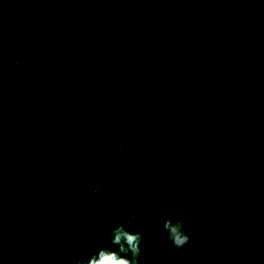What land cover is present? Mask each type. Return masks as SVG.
Returning <instances> with one entry per match:
<instances>
[{"label":"trees","instance_id":"16d2710c","mask_svg":"<svg viewBox=\"0 0 264 264\" xmlns=\"http://www.w3.org/2000/svg\"><path fill=\"white\" fill-rule=\"evenodd\" d=\"M120 224L139 264H264V0H0V264Z\"/></svg>","mask_w":264,"mask_h":264},{"label":"clouds","instance_id":"9594fccd","mask_svg":"<svg viewBox=\"0 0 264 264\" xmlns=\"http://www.w3.org/2000/svg\"><path fill=\"white\" fill-rule=\"evenodd\" d=\"M164 229L167 239L176 249H183L191 240L181 221L173 223L166 219ZM111 249H101L98 256H93L89 264H139L142 237L138 232H132L124 224L114 226L110 231Z\"/></svg>","mask_w":264,"mask_h":264}]
</instances>
